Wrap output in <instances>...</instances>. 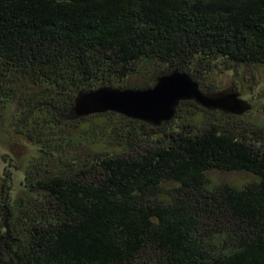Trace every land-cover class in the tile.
I'll return each instance as SVG.
<instances>
[{"label": "trees", "instance_id": "trees-1", "mask_svg": "<svg viewBox=\"0 0 264 264\" xmlns=\"http://www.w3.org/2000/svg\"><path fill=\"white\" fill-rule=\"evenodd\" d=\"M221 67L264 73V0H0V124L37 147L21 195L1 188L0 264H264V126L72 113Z\"/></svg>", "mask_w": 264, "mask_h": 264}, {"label": "rangeland", "instance_id": "rangeland-1", "mask_svg": "<svg viewBox=\"0 0 264 264\" xmlns=\"http://www.w3.org/2000/svg\"><path fill=\"white\" fill-rule=\"evenodd\" d=\"M224 69L223 67H221ZM140 81H132V85ZM201 89L207 95L214 99H224L229 95L238 93V99L247 102L251 109L242 116L230 118V114H225L220 111L205 110L206 113H201L191 106L184 107L182 117L177 118L175 123H201V118L206 121L207 117L227 124L234 125L237 121L242 127L248 126H264V73L261 68H243L239 67L235 71L215 69L210 74H207L200 81ZM200 114L201 118L196 117ZM200 120V121H199ZM89 126L93 122H88ZM10 124V120H3L0 128V193L3 183L7 184L6 174H11L10 196L18 198L21 195L22 181L24 178V170L28 162L36 156L37 147L28 144L23 139L16 136L11 130L6 128ZM17 166L15 169L12 166ZM208 178L214 184L226 183L234 187H243L248 182L252 181L250 175L244 173L220 174L209 173ZM7 182V183H6Z\"/></svg>", "mask_w": 264, "mask_h": 264}, {"label": "water", "instance_id": "water-1", "mask_svg": "<svg viewBox=\"0 0 264 264\" xmlns=\"http://www.w3.org/2000/svg\"><path fill=\"white\" fill-rule=\"evenodd\" d=\"M234 93L224 99H214L201 91V86L189 74L177 70L160 75L155 85L146 90H120L101 87L91 92H79L72 113L75 118L115 113L141 121L152 128L176 119L178 107L194 102L209 111L242 116L250 105Z\"/></svg>", "mask_w": 264, "mask_h": 264}]
</instances>
